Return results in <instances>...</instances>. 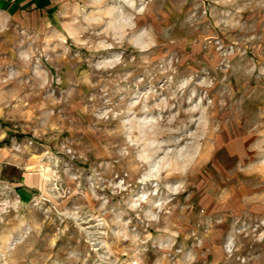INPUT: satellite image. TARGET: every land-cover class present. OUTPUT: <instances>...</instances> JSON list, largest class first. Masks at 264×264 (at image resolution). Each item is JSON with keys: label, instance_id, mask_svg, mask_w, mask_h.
<instances>
[{"label": "rangeland", "instance_id": "1", "mask_svg": "<svg viewBox=\"0 0 264 264\" xmlns=\"http://www.w3.org/2000/svg\"><path fill=\"white\" fill-rule=\"evenodd\" d=\"M7 2L0 264H264V0Z\"/></svg>", "mask_w": 264, "mask_h": 264}, {"label": "crops", "instance_id": "2", "mask_svg": "<svg viewBox=\"0 0 264 264\" xmlns=\"http://www.w3.org/2000/svg\"><path fill=\"white\" fill-rule=\"evenodd\" d=\"M7 9H9L10 12H7ZM18 9L19 6L13 5L12 3L7 2V0H0V13H3L4 15H7L8 13L17 15L20 13ZM6 168H11V165H9V163L7 164L6 162H0V176ZM16 169H18V167H16ZM21 174H22V179H21V184L19 186L20 191L26 193L28 192L34 193L36 189H38L39 186H41V182H42L41 175L36 173H31L28 171L26 173L21 172Z\"/></svg>", "mask_w": 264, "mask_h": 264}]
</instances>
